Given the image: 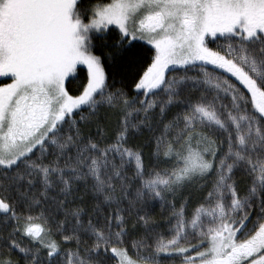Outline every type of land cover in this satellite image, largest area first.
<instances>
[{
	"label": "snow or ice",
	"instance_id": "obj_1",
	"mask_svg": "<svg viewBox=\"0 0 264 264\" xmlns=\"http://www.w3.org/2000/svg\"><path fill=\"white\" fill-rule=\"evenodd\" d=\"M0 78V264H264V0H0Z\"/></svg>",
	"mask_w": 264,
	"mask_h": 264
},
{
	"label": "trees",
	"instance_id": "obj_2",
	"mask_svg": "<svg viewBox=\"0 0 264 264\" xmlns=\"http://www.w3.org/2000/svg\"><path fill=\"white\" fill-rule=\"evenodd\" d=\"M85 2L87 3L89 2V0H85ZM91 2L94 3L95 0H91ZM118 35H119L118 30L107 34L108 38L106 41V46L103 48L99 47L100 42H97L98 46L95 50V54L100 55L103 59V63L106 68V73L109 78L108 79L109 84L114 83L115 87L117 88L123 87V89L129 94V98H131L132 95H135V83L138 81L139 76L142 75L143 70L146 69L147 65L151 62L153 50L151 49L150 45H147L139 41H133L132 44L135 45V47H131L127 43L125 44V48H130V51H127L123 56L116 57L114 60H109L108 59L109 52L112 50V46L115 44ZM211 46L213 48L216 47L215 44H212ZM79 75H80V79L73 78L72 83L67 85L70 93L79 94V91H82L81 83L82 82L86 83V80L84 79L86 76V72ZM175 111L176 108L174 107L172 111L169 112L168 114L169 117H171ZM113 123H115V121H113ZM143 140L144 138L140 137L136 141H133V143L142 144ZM151 150H152L151 147L144 148L146 163H149L148 157ZM150 163L156 165V167L160 170L171 167V164L164 162L163 154H161L159 163H157L155 159L150 161ZM241 182H243V178H241ZM200 196L201 194L199 193H192L193 204L196 203L197 199H199ZM151 215L158 224L164 225L166 223V218L170 215V213L166 208H162L159 202H156L151 210ZM60 219H63L62 215ZM85 220H87V217H85ZM129 229L131 230V223L129 224ZM158 232L164 234L165 239L168 238V236L166 235L167 233L166 227H162L158 229ZM191 243L195 244L197 243V241L191 240ZM187 245L188 242L186 241L185 246ZM109 255H111L110 252ZM162 260H163V264L182 262V259L178 257L173 258V257L162 256Z\"/></svg>",
	"mask_w": 264,
	"mask_h": 264
},
{
	"label": "rangeland",
	"instance_id": "obj_3",
	"mask_svg": "<svg viewBox=\"0 0 264 264\" xmlns=\"http://www.w3.org/2000/svg\"><path fill=\"white\" fill-rule=\"evenodd\" d=\"M139 42L144 43L143 41H139ZM209 67H210V66H209ZM0 79H2V78H0ZM171 264H182V262H181V263H171Z\"/></svg>",
	"mask_w": 264,
	"mask_h": 264
}]
</instances>
